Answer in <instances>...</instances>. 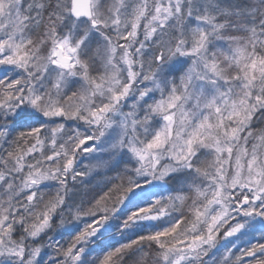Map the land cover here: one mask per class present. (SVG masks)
I'll return each instance as SVG.
<instances>
[{
    "label": "snow or ice",
    "instance_id": "obj_1",
    "mask_svg": "<svg viewBox=\"0 0 264 264\" xmlns=\"http://www.w3.org/2000/svg\"><path fill=\"white\" fill-rule=\"evenodd\" d=\"M0 264H264V0H0Z\"/></svg>",
    "mask_w": 264,
    "mask_h": 264
},
{
    "label": "trees",
    "instance_id": "obj_2",
    "mask_svg": "<svg viewBox=\"0 0 264 264\" xmlns=\"http://www.w3.org/2000/svg\"><path fill=\"white\" fill-rule=\"evenodd\" d=\"M153 223H155V222H149V223H147L146 221L145 222H143V225H144V231H151L152 230V228L150 227V225L151 224H153ZM117 239H119V238H117Z\"/></svg>",
    "mask_w": 264,
    "mask_h": 264
},
{
    "label": "rangeland",
    "instance_id": "obj_3",
    "mask_svg": "<svg viewBox=\"0 0 264 264\" xmlns=\"http://www.w3.org/2000/svg\"><path fill=\"white\" fill-rule=\"evenodd\" d=\"M139 191V190H138ZM147 191V190H146ZM165 195H167V193H164ZM154 197H146V199H153ZM137 203H140V201H137ZM147 223H149L148 221H146Z\"/></svg>",
    "mask_w": 264,
    "mask_h": 264
}]
</instances>
